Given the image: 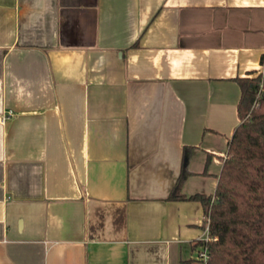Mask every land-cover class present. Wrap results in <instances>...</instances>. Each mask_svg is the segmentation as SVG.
<instances>
[{
  "label": "crops",
  "instance_id": "1",
  "mask_svg": "<svg viewBox=\"0 0 264 264\" xmlns=\"http://www.w3.org/2000/svg\"><path fill=\"white\" fill-rule=\"evenodd\" d=\"M263 58L264 0H0V264H203Z\"/></svg>",
  "mask_w": 264,
  "mask_h": 264
},
{
  "label": "trees",
  "instance_id": "2",
  "mask_svg": "<svg viewBox=\"0 0 264 264\" xmlns=\"http://www.w3.org/2000/svg\"><path fill=\"white\" fill-rule=\"evenodd\" d=\"M243 97L214 196L195 195L208 226L207 264H264V99L254 108L264 75L237 79ZM183 261L181 264H193Z\"/></svg>",
  "mask_w": 264,
  "mask_h": 264
},
{
  "label": "built area",
  "instance_id": "3",
  "mask_svg": "<svg viewBox=\"0 0 264 264\" xmlns=\"http://www.w3.org/2000/svg\"><path fill=\"white\" fill-rule=\"evenodd\" d=\"M260 74L264 75V58H263L262 68H261ZM263 99H264V82H261L260 86H259V91H258V93L256 95V99H255V102H254V108H258L261 105V102H262ZM208 230H209V228H207L208 235L203 240L204 243L213 240V239H211L209 237ZM197 260L202 262L203 264H207L208 263V261H209V251H208V249H207V247L205 245H202L200 251L197 253Z\"/></svg>",
  "mask_w": 264,
  "mask_h": 264
}]
</instances>
